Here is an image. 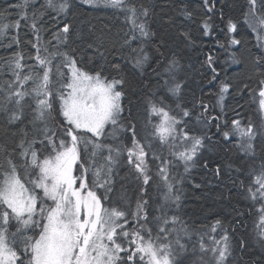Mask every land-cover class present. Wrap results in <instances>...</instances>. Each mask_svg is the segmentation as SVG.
Listing matches in <instances>:
<instances>
[{"label":"snow or ice","instance_id":"1","mask_svg":"<svg viewBox=\"0 0 264 264\" xmlns=\"http://www.w3.org/2000/svg\"><path fill=\"white\" fill-rule=\"evenodd\" d=\"M245 2L244 22L256 33L257 41L264 42V0ZM203 3L208 5L209 0H203ZM81 4L93 9L110 8L124 14L128 28L123 33L121 47L130 49L135 69L142 72L150 60L145 43L152 38L156 40L157 52L160 48L172 52L163 72L156 73L166 77L156 88L164 89L176 98L175 108L180 118L172 114L171 105H167L163 97L156 102L151 98L148 100L150 114L160 118L159 123L153 125L151 136L161 146H167L173 158L167 159L162 153L152 151V160L159 161L156 175L161 203L153 207L147 190L153 177L146 149L152 150V144L136 138L133 102L129 98L135 93L136 84L120 64L108 61L102 51L110 41L111 29H96L90 23L77 29L69 19L76 15L75 9L79 7L75 0H43L42 3L20 0L9 4L0 10V38H8L15 32L7 47L20 45L21 20L26 22L35 40V43L27 41L35 49V56L28 59H34L36 63L28 65L24 63L22 52H14L0 65V72L11 76L0 82V113L6 115L9 125L28 121L11 150L7 145H0V152L5 154L0 162V264H185L186 260L189 264H264V124L254 125L249 120L242 126L240 120H232L231 128L222 132L224 140L230 136L238 137V149L247 157V161L239 166L226 164L223 171L237 173L236 178L230 176L232 184L238 183L244 199L253 207L259 205L251 237L245 236L233 245L228 228L221 220H216L211 231L220 228L223 235L219 240L213 237L211 247L201 242L202 255L198 261H191L187 245L181 242L180 236L181 232L188 235L186 223L178 215L168 216L170 205L179 209L182 198V188L178 185L183 184V177H177L174 172L182 163L184 173H190L201 151H212L217 144L206 132L196 134L190 128L193 121L207 128L211 119L206 115L208 105L202 100L196 101L191 108L180 103L183 84L177 77L182 66L169 41L178 48L180 41L192 43L191 34L179 31L171 18L165 21L166 13L157 14L156 5L152 3L81 0ZM179 11L185 17L193 16L187 7ZM13 12L18 17L14 21ZM53 12L54 17L51 16ZM158 15L160 27L153 31L152 24L157 22ZM45 16L57 24L63 21L52 34V40L56 41L54 45L51 40L46 44L41 40L42 29L38 24ZM212 27L210 17L202 21L205 35ZM173 28L177 30L173 32ZM227 28L229 33H235L237 23L230 18ZM136 41H140L139 45L132 48ZM229 43L239 45L241 41L233 37ZM71 44H77V47L69 52L67 49ZM48 45H51V51ZM261 46L264 47V43ZM89 52L94 54L89 55ZM231 62L241 63L235 55ZM207 63H213L211 56ZM253 67L259 77V109L264 113V55L255 58ZM213 73L215 80L218 73L215 69ZM230 87V83L221 81L217 100L221 107ZM126 99L131 119L125 122ZM197 104L203 111H195ZM26 107L31 108L29 114H26ZM181 124L184 128L179 127ZM219 127L217 125L218 131ZM29 128L33 130L31 138ZM122 131L132 133L131 146L120 140ZM109 138L113 142L105 143ZM257 141L258 165L254 163ZM13 155H18L21 165L13 160ZM125 156L135 178L141 182L134 211L106 207L104 203L110 202L109 193L115 194L113 176ZM98 158H102L103 163H98ZM203 167L208 168L207 161ZM20 168L35 173L34 178L25 181ZM74 171L79 175H74ZM210 171L215 179L222 178L221 165L217 164ZM239 176H245L247 182L239 180ZM194 186L201 187L199 184ZM96 188H103L104 193L98 195ZM218 198H223V193ZM233 211L237 220L244 215L238 205L233 206ZM129 218L133 220L130 227ZM192 251L195 252V246ZM208 253L211 256L205 259Z\"/></svg>","mask_w":264,"mask_h":264},{"label":"trees","instance_id":"2","mask_svg":"<svg viewBox=\"0 0 264 264\" xmlns=\"http://www.w3.org/2000/svg\"><path fill=\"white\" fill-rule=\"evenodd\" d=\"M18 2L20 0H0V10L9 4ZM39 2L42 3L43 0H39ZM133 2L137 4L141 2L155 4L157 14H160L161 11L166 13L164 16L165 21L171 18L175 25L179 26V31H186L191 34L192 43L180 41L178 48L169 41V45L178 53L183 71L182 77L184 78L178 79L183 84L180 101H182L181 103L184 106L189 108L196 101L200 100L208 105L206 115L211 119L209 120L207 128L203 125H196L194 121L190 122V128L196 134L206 132L207 135L212 136L213 141L217 142V144L216 148L212 151H208L207 149L202 150L195 160L197 163L195 169L187 174V176L182 175L183 181L185 179L194 180L196 178L195 182L201 185V187L195 189L189 185L184 186L180 208L175 210V205H170L168 208V216L178 215L186 223L188 235L185 236L181 232V242L187 245L190 260L198 261L202 255L199 244L203 242L208 247L212 246L207 240V232L211 230V226L216 220H221L224 227L228 228L233 245L245 236L250 238L253 232V221L256 219V212L250 202L244 199L238 183L237 185H233L230 179V176L236 178L237 173L232 172L229 174L223 171L226 164L232 163L235 166H239L240 163L247 161V157L239 151L238 140L234 141L231 138L229 140L223 139L222 132L226 131V129L223 128L222 123L226 121L225 128L231 125L232 120L236 119L242 121V126L246 125L249 120L254 125L264 124V113L259 109V77L257 70L253 67L255 58L264 55V47L259 44L255 33L251 31L242 18L243 11L246 9L245 0H209L208 5H205L203 0H133ZM75 3L79 7L75 9L76 15L74 17L70 16L69 19L77 29L86 27L89 23L94 25L96 29H111L109 34L110 41L102 51L108 61L120 64L128 74L130 80L136 84L135 93L130 95L129 98L133 102L132 113L136 126V138L140 139L138 133L139 126L143 122H147V125L151 124L152 119L156 117V114H150L149 112V98L156 102V96L163 97L167 105H171L176 101L164 89H159L155 92L158 89L156 85L162 84L165 79V76H157L156 73L162 71L161 68L163 69L165 67L167 60L171 58L172 52L168 48H160L159 52H157L155 50L156 40L152 38L150 42L145 43V49L149 53L150 60L144 66L142 72L139 69H135L132 62L133 54L130 49L128 47H121L123 33L128 28V25L124 22V14L110 8L93 9L89 6L82 5L81 0H75ZM182 7H187L188 11L193 12V16L188 18L181 15L179 10ZM208 8H212V11L209 12ZM51 16L54 17L55 13H51ZM209 17L211 18L213 27L208 37H206L202 29V21ZM17 18V14L13 12L12 20L14 21ZM230 18L237 23V31L235 33L228 32L227 24ZM156 20L157 22L152 24L153 31L158 30L160 27L159 15L156 17ZM27 23H31V21ZM62 23L63 21L57 24L49 16H45L43 21L38 24V27L42 29L40 33L41 40L45 44L51 40L52 45H54L56 41L52 40V34L57 27L62 26ZM176 30V28H173V32ZM15 34L13 32L8 38H0V65H3L4 61L9 59L14 52H22L25 56L24 63L34 65L36 63L35 60L28 59V57L35 56V49L27 41L32 40L35 43V40L26 22L21 20L19 29L20 45H12L11 48H8L10 37ZM233 37L240 40L241 43L239 45H230L229 41ZM139 43L140 41H136L131 47L135 48ZM187 44L191 45L189 49ZM48 47L51 51V45H48ZM75 47H77V44H71L67 50L71 52V49ZM61 50L65 49L62 48ZM93 54L89 52V55ZM233 55L241 61L240 64H232L231 57ZM209 56L213 58L211 65L207 63ZM187 65L191 67L188 70L186 69ZM184 69H186V73ZM213 69L218 73L217 79L215 80L212 79L214 75ZM4 79H11V76L0 72V82ZM221 81L231 84L226 100L223 102V107L217 103ZM138 82H142V84ZM245 84L248 85L247 89L244 88ZM249 89L253 91H249ZM153 92L155 94L152 95L151 93ZM29 103L31 102L29 101ZM124 104L126 111L123 113V117L126 118V122L127 119H131L128 117L127 99L124 101ZM171 107L172 114L180 118L178 110L175 112L173 105ZM25 111L26 114H29L31 108L26 107ZM195 111L199 113L203 109L197 104ZM27 123L28 121L25 120L23 124L17 123L14 126L9 125L6 115L0 113V145H7L9 150H11L19 140L20 132ZM217 125L220 126L219 131L217 130ZM28 131L29 138H31L33 130L29 128ZM119 135L120 140L128 146H131L132 133L130 131H122ZM104 142L110 143L113 141L109 138ZM257 144V159L254 163L258 165L260 163L259 141H257ZM146 151L149 152L150 175L153 177L150 186H148V194L151 197L150 203L153 207H156L161 203L157 187L155 186L154 188V184L158 180L156 173L159 161L152 160V151L162 153L167 159L173 158L169 155V148L167 146H161L160 144L154 145L152 150L146 149ZM104 155H107V153L105 152ZM4 157L5 154L0 152V162H3ZM12 158L18 166L22 164L18 155H13ZM205 161L208 162L207 169L202 166ZM126 162L125 156L122 158L120 166L115 169L113 176L115 194L109 193L111 200L110 202L105 201L104 203L106 207L116 206L123 210L134 211L135 201L140 195L141 183L135 178L132 167H129ZM248 162L252 163L251 161ZM98 163H103V159L98 158ZM217 164L222 166V178L219 180L215 179L213 173L210 171ZM22 169L20 168V172H22ZM199 173H202L203 176L197 178ZM88 176L93 179L91 171ZM131 179L134 181H131ZM210 180L211 183H209ZM239 180H245L247 182L245 176H239ZM95 190L100 195L98 188ZM100 190L104 193L103 188ZM221 193H223V198H218ZM129 205L130 208L128 207ZM234 205H238L244 212V215L239 220L236 219V213L233 211ZM132 224L133 220L129 218V227ZM179 227L180 225H177V228ZM217 230L223 233L220 228H217ZM201 231H203V234ZM153 234L155 235V231ZM193 246H195V252L192 251ZM210 256L211 253H208L205 259H208ZM185 264H189V260H186Z\"/></svg>","mask_w":264,"mask_h":264},{"label":"rangeland","instance_id":"3","mask_svg":"<svg viewBox=\"0 0 264 264\" xmlns=\"http://www.w3.org/2000/svg\"><path fill=\"white\" fill-rule=\"evenodd\" d=\"M122 22H123V20H122ZM124 23V22H123ZM261 43H264V42H261ZM187 47H188V49L191 47V45H188L187 44ZM180 64H181V62H180ZM190 66L189 65H187L186 66V69L188 70V69H190L189 68ZM164 69V68H163ZM163 69L161 68V70L162 71H160V73H162L163 72ZM186 69H184V72L186 73L187 71H186ZM161 76H164V75H161ZM183 76V71H182V69L179 71V73H178V79H182V78H184V77H182ZM165 79H166V77H165ZM160 80H161V78H160ZM159 89H157V90H155V92L156 91H158ZM155 92H153V93H151L152 95L155 93ZM156 98H157V101L159 100V98H161L160 96H156ZM174 99H176L175 97H174ZM182 101H180V103H181ZM148 105H149V103H148ZM171 105H173V107H174V109H175V112L177 111V109L175 108V102L173 103V104H171ZM148 107V106H147ZM159 117H155V118H153L152 119V121H151V124H148L147 125V122L146 123H144L143 122V124H141L140 126H139V131H138V133H139V137H140V140L143 142V143H148V142H151L152 140V147L155 145H157L158 144V140H156V138H154V137H152L151 136V133L153 132V125L154 124H157V123H159L158 121H159ZM143 120V119H142ZM140 121V120H139ZM141 122V121H140ZM148 126H149V128H148ZM180 128H184L183 127V124H181L180 125ZM231 128V125L230 126H228V127H226V130H229V129ZM108 131H111V128H109L108 129ZM231 137V136H230ZM229 137V138H230ZM233 138H235L236 140H238L239 138L238 137H236V136H232ZM37 147H39V145L37 146ZM180 150H182V148L180 149ZM195 169V166L193 165L192 166V168H191V172L193 171ZM190 172V173H191ZM187 174H189V173H187ZM187 174H185L184 173V168H183V166L181 167V171H180V173L179 174H174V175H176L177 177H182V175H184V176H187ZM20 175H21V177L25 180V181H27L29 178H34V176H35V173H31V172H23V169H22V173H20ZM74 175H79V172H77V171H74ZM201 176H203V174L202 173H199V175L197 176V178H200ZM187 178V177H186ZM157 179V178H156ZM196 179V178H195ZM195 179L193 180V179H190V180H184L183 181V184L182 185H178V187H181L182 188V190H183V188H184V186H191L192 188H195V189H197L194 185L195 184H197L196 182H195ZM131 181H134V180H132L131 179ZM29 187H31L30 185H29ZM37 191H39V190H37ZM41 195H42V193H41ZM46 203H48V204H51V201H46ZM175 210H177V208L175 209ZM206 230V229H205ZM204 231V230H203ZM203 231H201V233L203 234ZM221 235H223V233H220V231L219 230H216V232H212L211 230H208V232H207V236H208V242H210L211 243V245H212V238L214 237L215 239H217V240H219L220 239V237H221ZM203 236V235H202ZM205 244V243H204ZM206 245V244H205Z\"/></svg>","mask_w":264,"mask_h":264},{"label":"flooded vegetation","instance_id":"4","mask_svg":"<svg viewBox=\"0 0 264 264\" xmlns=\"http://www.w3.org/2000/svg\"><path fill=\"white\" fill-rule=\"evenodd\" d=\"M219 88H220V86H219ZM225 125H226V121L225 122H223L222 123V126H223V128L224 129H226L225 128ZM127 163V162H126ZM128 165V164H127ZM197 165V163H195L194 164V166H196ZM204 164H202V166H203ZM129 167H131L130 165H128ZM183 166V164L182 163H179L177 166H176V168H175V172H174V174H179L180 173V171H181V167ZM133 170V169H132ZM159 179V178H158ZM158 181V180H157ZM157 181L155 182V184H154V188H155V186L157 187ZM141 183V182H140ZM148 190V189H147Z\"/></svg>","mask_w":264,"mask_h":264},{"label":"bare ground","instance_id":"5","mask_svg":"<svg viewBox=\"0 0 264 264\" xmlns=\"http://www.w3.org/2000/svg\"><path fill=\"white\" fill-rule=\"evenodd\" d=\"M243 18V17H242ZM220 89V88H219ZM219 91V90H218ZM250 202V201H249ZM250 204H251V202H250ZM251 206H252V204H251ZM253 207V206H252ZM259 207V205H256L255 207H253L254 208V210H255V212H256V208H258Z\"/></svg>","mask_w":264,"mask_h":264}]
</instances>
